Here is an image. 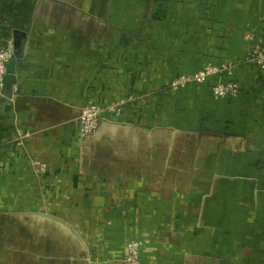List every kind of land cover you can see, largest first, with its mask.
Returning a JSON list of instances; mask_svg holds the SVG:
<instances>
[{"label": "crops", "instance_id": "1", "mask_svg": "<svg viewBox=\"0 0 264 264\" xmlns=\"http://www.w3.org/2000/svg\"><path fill=\"white\" fill-rule=\"evenodd\" d=\"M2 36L0 264H123L127 238L142 264H264V0H0ZM127 96L79 136L86 99Z\"/></svg>", "mask_w": 264, "mask_h": 264}, {"label": "built area", "instance_id": "2", "mask_svg": "<svg viewBox=\"0 0 264 264\" xmlns=\"http://www.w3.org/2000/svg\"><path fill=\"white\" fill-rule=\"evenodd\" d=\"M13 55L12 36H2L0 38V99L3 96V90L6 81L7 63ZM246 61L264 74V47L253 45L248 50ZM224 68L213 63H205L194 70L181 72L175 75L169 82V89L177 90L183 86L202 84L212 76L222 72ZM240 86L233 79L215 80L210 82L209 91L213 98L228 99L237 96ZM132 96L114 99L107 103H99L86 99L80 106L77 117L78 134L85 137L93 134L101 119L105 116L118 117L126 106L132 101ZM29 132L18 133L17 139H23L29 136ZM33 164L39 166L41 172L45 170V164L37 160ZM141 241L138 239L127 238L124 242L123 264H142L140 257Z\"/></svg>", "mask_w": 264, "mask_h": 264}, {"label": "water", "instance_id": "3", "mask_svg": "<svg viewBox=\"0 0 264 264\" xmlns=\"http://www.w3.org/2000/svg\"><path fill=\"white\" fill-rule=\"evenodd\" d=\"M5 88H7V87H11V84L9 85L8 83H7V80L5 81V86H4Z\"/></svg>", "mask_w": 264, "mask_h": 264}]
</instances>
